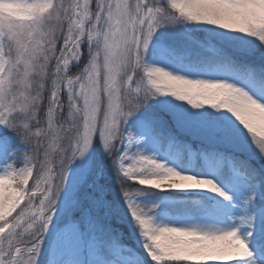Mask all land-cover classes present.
Listing matches in <instances>:
<instances>
[{
    "label": "snow or ice",
    "instance_id": "1",
    "mask_svg": "<svg viewBox=\"0 0 264 264\" xmlns=\"http://www.w3.org/2000/svg\"><path fill=\"white\" fill-rule=\"evenodd\" d=\"M0 264H264V0H0Z\"/></svg>",
    "mask_w": 264,
    "mask_h": 264
},
{
    "label": "rangeland",
    "instance_id": "2",
    "mask_svg": "<svg viewBox=\"0 0 264 264\" xmlns=\"http://www.w3.org/2000/svg\"><path fill=\"white\" fill-rule=\"evenodd\" d=\"M257 55H258V53H257ZM41 116H43V113H41ZM41 126H43V120H42V125ZM35 130V126H33V131ZM21 149H22V151H27V152H29L30 154L31 153H34L35 152V140L33 141V144L32 145H27V144H22L21 145ZM42 151V150H41ZM253 159H257V160H259L258 158H253ZM17 167H20V166H22L21 165V163L18 161L17 162V165H16ZM31 182L32 181H30V184H31ZM115 226H117V227H120L123 231H124V233H125V238L127 239H130V237L128 236V230H127V226L126 225H123V224H120V225H115ZM126 243V242H125Z\"/></svg>",
    "mask_w": 264,
    "mask_h": 264
},
{
    "label": "trees",
    "instance_id": "3",
    "mask_svg": "<svg viewBox=\"0 0 264 264\" xmlns=\"http://www.w3.org/2000/svg\"><path fill=\"white\" fill-rule=\"evenodd\" d=\"M252 164L254 165V166H256V167H259L260 166V163H259V160H255V159H252ZM125 241L127 242V243H131V240L130 239H126L125 238Z\"/></svg>",
    "mask_w": 264,
    "mask_h": 264
}]
</instances>
